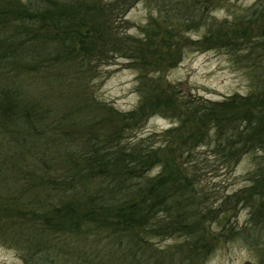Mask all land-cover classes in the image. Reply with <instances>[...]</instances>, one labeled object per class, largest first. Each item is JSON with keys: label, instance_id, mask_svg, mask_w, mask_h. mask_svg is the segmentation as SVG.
<instances>
[{"label": "trees", "instance_id": "trees-1", "mask_svg": "<svg viewBox=\"0 0 264 264\" xmlns=\"http://www.w3.org/2000/svg\"><path fill=\"white\" fill-rule=\"evenodd\" d=\"M154 1L165 13L151 21L164 32L159 42L158 34L122 37L117 31L103 42L112 32L109 18L121 12L115 0H0V243L15 248L25 264H155L150 239L200 241L203 214L194 175L160 156L180 127L166 130L164 142L154 145L147 137L124 140L146 104L145 118L160 112L182 120L180 125L190 121L187 136L176 144L182 153L192 155L185 144L202 145L228 168L253 155L250 186L232 196L249 208L244 240L264 264V68L258 65L264 41L245 31L214 38L209 28L200 44L238 54L248 69L249 91L219 103L183 99L143 79L172 64L163 47L185 42L182 27L198 11L187 17L186 0ZM106 51L137 71L142 98L134 110L103 107L97 113L90 102V79L97 62L107 60ZM24 75L62 94L63 118L51 120V106L40 108L37 95H27ZM60 106L54 109L62 111ZM68 114L78 118L68 121ZM156 166L160 170L151 175Z\"/></svg>", "mask_w": 264, "mask_h": 264}, {"label": "rangeland", "instance_id": "rangeland-1", "mask_svg": "<svg viewBox=\"0 0 264 264\" xmlns=\"http://www.w3.org/2000/svg\"><path fill=\"white\" fill-rule=\"evenodd\" d=\"M117 5L121 7V12L117 11L115 17L109 18L112 32L106 36L104 34L103 42L112 39L111 35L115 31L122 37L150 39L158 34L156 41L159 42L164 32L151 21L157 18L158 22L160 18L165 17V13L163 8L157 6L156 1L136 0L132 3L131 0H115V6ZM178 6L177 3L176 7ZM183 7L182 14L187 17L191 9L198 11L197 19L188 20L187 25L182 27L187 39L175 47L174 44L171 48L163 47V52L170 55V58H167L172 64L167 66L161 75L146 73L143 80L153 86L156 84L158 86L155 87L167 92L176 93L183 99L190 96L200 101L219 103L234 94L246 95L249 91L248 69L238 54L234 56V52L227 47L207 46L199 41L211 27L212 32L209 34L214 38L228 40L236 37L239 31H245L251 38L264 41V0H186ZM174 8L172 5L173 10ZM203 13L206 21L200 20ZM112 43V40L108 41L105 49H110ZM106 55L107 60L97 62V72L90 79V102L95 105L97 113L103 110V107H110L120 113L134 110L142 98L136 78L137 71L125 58H114L107 51ZM258 65L264 68V56L258 61ZM157 76L160 77L156 80ZM20 79L29 92L27 95H30L31 91L32 95H37L41 100L40 108L48 104L51 106V120L63 118L59 115L66 108V104L61 103L64 100L62 94L55 90L50 92L43 79H38V82L25 75ZM54 99L61 105L62 111L61 108L54 109L59 105L54 106ZM145 106L147 109V104ZM146 109L139 118L131 122V129L125 132V142L134 143L147 137V143L154 145L160 141L164 142L163 134L166 130L180 127L181 132H178V136L174 134L173 140L169 139L171 143L167 141L160 151V156L162 159H168L170 164L171 159L186 172L194 175L193 183L198 192L196 202L200 213L203 214L197 224L202 234L199 242H188L186 238L176 235L150 239L148 246L157 259L155 264H260L257 250L251 248L244 240L249 224V208L232 196L238 190L250 186L249 176L254 168L253 155H243L235 165L228 168L202 145L194 147L193 144H185V148L191 150L192 155L182 153L177 142L187 136L191 129L190 121L180 125L182 120H177L173 115L164 116L160 112L145 118L148 114ZM68 115L70 118L66 120L71 119V122L78 118L76 114ZM159 170V166L153 167L151 175H155ZM228 196L232 198L227 203ZM224 213L228 214V220L223 223ZM0 264L25 262L15 248L0 243Z\"/></svg>", "mask_w": 264, "mask_h": 264}]
</instances>
